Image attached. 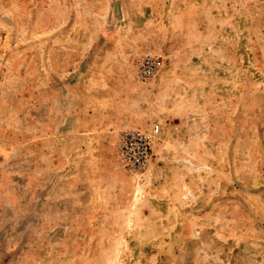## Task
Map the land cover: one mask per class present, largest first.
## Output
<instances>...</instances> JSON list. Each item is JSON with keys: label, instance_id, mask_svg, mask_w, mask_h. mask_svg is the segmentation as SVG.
Masks as SVG:
<instances>
[{"label": "rangeland", "instance_id": "obj_1", "mask_svg": "<svg viewBox=\"0 0 264 264\" xmlns=\"http://www.w3.org/2000/svg\"><path fill=\"white\" fill-rule=\"evenodd\" d=\"M0 264H264V0H0Z\"/></svg>", "mask_w": 264, "mask_h": 264}, {"label": "built area", "instance_id": "obj_2", "mask_svg": "<svg viewBox=\"0 0 264 264\" xmlns=\"http://www.w3.org/2000/svg\"><path fill=\"white\" fill-rule=\"evenodd\" d=\"M161 67V60L153 54L139 58L135 66L138 81L152 79ZM159 123L152 124L148 130L139 128L124 129L118 133L116 159L119 166L133 176L143 175L153 160L152 143L160 133Z\"/></svg>", "mask_w": 264, "mask_h": 264}]
</instances>
